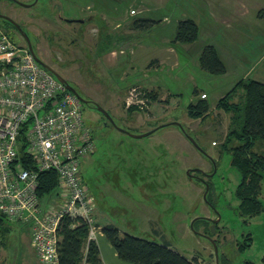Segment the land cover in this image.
I'll return each mask as SVG.
<instances>
[{
    "label": "rangeland",
    "instance_id": "1",
    "mask_svg": "<svg viewBox=\"0 0 264 264\" xmlns=\"http://www.w3.org/2000/svg\"><path fill=\"white\" fill-rule=\"evenodd\" d=\"M19 1L32 4L21 6L13 0H0V12L25 25L36 55L89 101L79 99L84 122L94 138L90 155L94 158L91 163L82 161L81 173L95 203L103 202L110 212L112 208L117 210L129 233L149 235L158 243L166 240L186 257H197L201 264H217L211 239L218 242L220 264H264V176L259 195L263 210L253 216L241 215L235 195L241 177L231 164L232 152L228 149L239 141L232 140L225 146L234 116L232 109L219 104L239 80L264 83V0H230L237 10L248 12L243 22L235 21L234 31L226 28L222 19L212 22L206 18V0H61L57 10L55 0H50V6L46 0ZM67 1L113 10L122 25L153 15L163 19L144 31L143 45L132 49L131 55V48L124 43H91L96 31L61 20L70 15L65 9ZM228 1L220 0L224 6ZM191 15L200 30L199 42L213 39L220 50L232 53L224 54V73L201 67L204 46L200 45L178 44L170 49L176 57L168 54L161 63H150L154 54L161 55L164 50L154 40L167 34V29L177 30L179 20ZM0 23L14 40L26 44L12 23H4L1 18ZM241 92L237 87L227 96L229 99L226 97L228 106L232 108L239 101ZM203 102L209 110L191 117L189 106L195 112ZM94 103L107 110L114 123L107 124ZM173 121L180 122L196 144ZM155 127L158 129L148 135H131ZM133 198L144 206L115 203ZM111 214L116 215L113 211ZM148 223L160 232L159 236L149 233ZM22 226L15 225L6 233L3 231L10 227L1 222L0 242L10 264L19 256L26 229H31Z\"/></svg>",
    "mask_w": 264,
    "mask_h": 264
},
{
    "label": "built area",
    "instance_id": "2",
    "mask_svg": "<svg viewBox=\"0 0 264 264\" xmlns=\"http://www.w3.org/2000/svg\"><path fill=\"white\" fill-rule=\"evenodd\" d=\"M22 142L32 166L19 160ZM94 148L78 96L0 24V213L31 228L44 264H58L64 215L85 221L88 240L95 239L94 200L81 173ZM47 170L57 173V187L40 200L39 174Z\"/></svg>",
    "mask_w": 264,
    "mask_h": 264
},
{
    "label": "trees",
    "instance_id": "3",
    "mask_svg": "<svg viewBox=\"0 0 264 264\" xmlns=\"http://www.w3.org/2000/svg\"><path fill=\"white\" fill-rule=\"evenodd\" d=\"M153 23H155L153 19L138 18L133 24L137 28L146 29ZM197 34L196 22L191 18H185L179 20L174 39L193 42ZM200 62L202 68L212 73L222 74L226 71L224 62L212 44H206L202 48ZM235 87L221 98L219 104H224L228 110L232 109L234 116L233 128L229 130L228 142L226 141L225 146H228L232 140L239 141L237 144L228 146V149L232 152L231 164L238 170L241 177L235 189V195L239 199L240 214L253 216L263 210L259 195L264 176V83L258 79H242L236 83ZM237 87L241 88L242 92L239 101L231 108L226 99H229L227 96L235 92ZM192 107L189 106L191 117L204 115L209 109L206 102L201 109L197 107L198 110L195 112ZM184 133H188L185 128ZM19 160L26 167L33 165L32 160L26 155L23 142L19 147ZM56 187L57 173L55 171L47 170L39 174L40 200L53 193ZM3 220H5L4 217L0 215V228ZM101 230L123 260L137 264H197L196 257H186L167 242L158 243L128 232H121L112 224L104 225ZM88 233V224L82 219H72L67 215L60 219L58 264H103L98 244L95 239L88 240ZM243 248L244 246L241 245L239 249ZM220 262L222 263L219 254ZM243 264L252 263L245 261Z\"/></svg>",
    "mask_w": 264,
    "mask_h": 264
},
{
    "label": "crops",
    "instance_id": "4",
    "mask_svg": "<svg viewBox=\"0 0 264 264\" xmlns=\"http://www.w3.org/2000/svg\"><path fill=\"white\" fill-rule=\"evenodd\" d=\"M60 1L61 0H55V3L53 6L55 7L56 10H57V8H61L60 7L61 6ZM206 1L209 3L208 8H207V9H209L208 10L209 13L206 15V18L207 19L210 18L212 22H214L213 20L217 21V20L222 19L223 25H225L226 28L227 27L229 29L232 28L233 31L235 30L234 25H233V24H235V21H238V23H240V20L242 19L241 21L243 22V19L245 18V16L248 13V12H246L245 13L246 15H245L243 12L244 10H242V9L237 10L234 7V3H232V1H230V0L227 3L228 6H224L220 2V0H206ZM46 2L50 6V0H46ZM220 4H222L223 7H221ZM65 9L69 11L70 15H67L66 17H61V20L66 21L67 23H71V24H79L85 30H88V31L94 30L97 32L95 35H92V42L91 43H94L96 40H97L96 43H99V42L104 43L105 42V44H107L109 42H117V43H121V44L124 43L129 48H131V49H129V52H128L131 55H132V49L137 50L136 49L137 47L143 45L141 43V39L143 38L144 31L151 29V28H154L156 25H158L157 23H159V21L163 19L162 17H160V15H156V16L153 15L150 17H145V18L153 19L155 21V23H153V25H151L150 28L148 27L146 29H142V28L135 27L131 21L122 25V23L119 22L116 17H114L115 13L113 10H110L108 8L107 9L95 8L92 5H90L89 3H86V5H80L76 2L67 1V3L65 4ZM72 9H75L74 12H72ZM225 14H228L226 19H224ZM190 17L197 23V21L194 19L193 15H191ZM66 18H69V19L83 18L84 21L83 22L68 21V20H66ZM96 18H99V19L97 20V23L95 24L96 21H94V20ZM86 26H88V27H86ZM197 27H198V24H197ZM176 31L177 30L174 28H172L170 31H169V29H167V32H168L167 34H163L161 36L157 35L159 37L154 41L156 42L157 45L160 44V46H162L164 50H163V53H161V55L154 54L150 58V59H152L150 61V63H152L154 61L161 63L163 60L162 59L163 56L169 58V55H171V56L174 55L173 57H176L177 55L175 54L174 49H173V51L170 49H171V47H175L178 44L179 45L181 44L184 46L200 45L201 47L205 46L206 44H212L215 46V48L218 52V55L223 62H224V59H223L224 54H228V56L232 54L231 52H227V51L223 52L222 49L220 50L218 44H216L213 41V39H211L209 41V39L207 38L206 41L203 40V42H199V40H200L199 39V37H200L199 36L200 35L199 34V31H200L199 28H198L197 37L193 42L176 41L174 39ZM87 36H89L91 38V34H89ZM234 38H235V33L232 34V39L234 40ZM152 83H153V81H152ZM159 126H162V125H159ZM159 126H156V127H159ZM91 154H89L85 158V160H86L85 163L86 162L91 163V161H93L94 157H91L90 156ZM115 203L119 204L120 206H127V207H132V208H138L139 206H144L141 201H136V199H134V198L130 199L129 201H127V199H126V200H123L122 202L117 201ZM112 211L116 214L115 216H112V214H111ZM112 211L110 212V207L108 205L104 204L103 202L102 203L99 202L96 204L94 201L95 224L98 228L96 233H95V241L97 242L99 250H100L101 260H102L103 264H137V263H133V262H129V261L121 259L118 256L117 251L114 248V246L109 242V240L106 238V236L104 235V233L101 230L104 225L112 224V225L117 226L121 232H128L127 229H125L124 226L122 225V223H121L122 221L119 219V215H118L119 212L113 208H112ZM150 212H152V211H150ZM3 221H5L4 223L6 225H8V227H10V229L8 231H6V230L3 231L6 233L9 232L11 229H14L15 225H18V226H19V224L21 226L23 225L21 223H14V222L10 223V222H7L6 220H3ZM22 227H24V226H22ZM25 227H27V226L25 225ZM147 229H149V233L152 232L153 234H156L158 236L160 234V232L158 230H156L149 223H148ZM141 232H146V229L141 230ZM20 234H21V232L19 233V235ZM140 237H143V236L140 235ZM22 238H23V240H22L23 244H22L19 256L16 259V261L14 263H11V264H44L39 259L38 255H37V253H36V251L32 245L31 229L27 228L26 233H25V235H23ZM144 238H147L149 240L154 241V239H151V237H149V235H148V237H144ZM164 242H167V241L165 240ZM0 264H10L7 261L5 246L1 242H0ZM197 264H201V262L198 258H197Z\"/></svg>",
    "mask_w": 264,
    "mask_h": 264
},
{
    "label": "water",
    "instance_id": "5",
    "mask_svg": "<svg viewBox=\"0 0 264 264\" xmlns=\"http://www.w3.org/2000/svg\"><path fill=\"white\" fill-rule=\"evenodd\" d=\"M35 1H36V0H35ZM13 2H15V3H17V4L21 5V6H29V5L32 4V2H31V3H24V2L19 1V0H13ZM33 3H34V2H33ZM0 18H3V19H6V20L10 21L12 24H14V26H15L17 29H19V31L23 34V36H24V38H25V40H26V42H27V45H28L30 51H31L32 54L34 55L35 60H36L40 65H42L43 67H45L46 69H48L51 73H53V74L56 76V78H57L60 82H62V83L66 86L67 89H69L70 91H72L73 93H75V94L78 96V98H79L82 102H84V103H89V101L86 100V99H84V98H83V97H82V96L76 91V89H75L72 85H70V84L68 83V81H67L63 76H61L58 72H56V71H55V70H54L49 64H47L46 62H44V61H43L38 55H36V53H35V51H34V49H33L32 43H31V41H30L29 36H28L27 33L21 28L20 24H19L17 21H15L12 17H10V16H8V15H6V14H3V13H1V12H0ZM66 20H68V21H80V22H83V21H84L83 18H79V19H69V18H66ZM94 105H95L96 109H97L98 111H100V112L105 116V118H106V120H107V121H106L107 124L114 123L111 114H110L107 110H105L102 106H100V105L97 104V103H94ZM172 124H174V125H178V126L184 131V127H183V125H182L180 122H175V121H173ZM122 131H125V132L128 133L127 130L122 129ZM152 131H153V130H149V131L142 132V133H139V134H131V135H133V136H137V137H141V136H145V135L150 134ZM185 135L187 136V138H188L193 144H196V141H195V140H194V139H193L188 133H185ZM188 172L191 173L190 170H188ZM211 241H212V244H213V246H214V252H215V256H216V262H217V264H220V263H219V252H218L217 244H216V242L214 241V239H211Z\"/></svg>",
    "mask_w": 264,
    "mask_h": 264
},
{
    "label": "flooded vegetation",
    "instance_id": "6",
    "mask_svg": "<svg viewBox=\"0 0 264 264\" xmlns=\"http://www.w3.org/2000/svg\"><path fill=\"white\" fill-rule=\"evenodd\" d=\"M1 13H3V14H6V15H8L7 13H5V12H1ZM9 16V15H8ZM2 20H3V22L4 23H9L10 21H8V20H6V19H3V18H1ZM11 23V22H10ZM1 24V23H0ZM20 24V26H21V28L27 33V35L29 36V32H28V29H27V27L25 26V25H23V24H21V23H19ZM4 24H2V26H3ZM14 25V24H13ZM7 31V30H6ZM18 31H19V29H18ZM7 32H9V31H7ZM10 33V32H9ZM11 34V33H10ZM19 35L23 38V39H25L24 38V36H23V34L19 31ZM92 106H94L95 107V105L94 104H92ZM96 108V107H95Z\"/></svg>",
    "mask_w": 264,
    "mask_h": 264
},
{
    "label": "bare ground",
    "instance_id": "7",
    "mask_svg": "<svg viewBox=\"0 0 264 264\" xmlns=\"http://www.w3.org/2000/svg\"><path fill=\"white\" fill-rule=\"evenodd\" d=\"M25 40V39H24ZM24 46H27L28 47V45H27V42H26V44L24 45ZM28 49H29V47H28ZM34 49V48H33ZM30 50V49H29ZM106 119V118H105ZM107 121V120H106ZM111 124V123H110ZM151 130H153L151 133H153L154 131H156V128H153V129H151ZM149 131V130H148ZM94 139V138H93Z\"/></svg>",
    "mask_w": 264,
    "mask_h": 264
}]
</instances>
